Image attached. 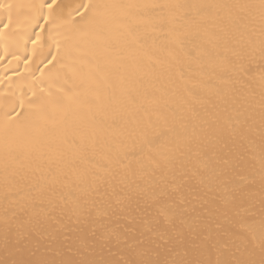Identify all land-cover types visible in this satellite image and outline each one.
<instances>
[{
	"label": "bare ground",
	"instance_id": "obj_1",
	"mask_svg": "<svg viewBox=\"0 0 264 264\" xmlns=\"http://www.w3.org/2000/svg\"><path fill=\"white\" fill-rule=\"evenodd\" d=\"M50 2L0 0V262L261 264L264 0Z\"/></svg>",
	"mask_w": 264,
	"mask_h": 264
},
{
	"label": "snow or ice",
	"instance_id": "obj_2",
	"mask_svg": "<svg viewBox=\"0 0 264 264\" xmlns=\"http://www.w3.org/2000/svg\"><path fill=\"white\" fill-rule=\"evenodd\" d=\"M53 6H55L56 8H60L61 7L60 5L57 4V0H51V2L47 4V8H48L50 14L54 11V7ZM9 7H11V5H9ZM43 7L44 6L42 5L41 6V11H43ZM94 7L95 6L90 2V0H81V2L79 4H77L72 9V12H74L76 14V16H78L81 19H83L84 17H87L90 12H92ZM69 15L71 16V13H69ZM41 18L44 19V21L46 23L50 22V15L49 16L38 17L37 20H39ZM9 23H11V16H9ZM4 26L7 27L8 25L6 24ZM0 264H3V262H0ZM261 264H264V261H262Z\"/></svg>",
	"mask_w": 264,
	"mask_h": 264
}]
</instances>
